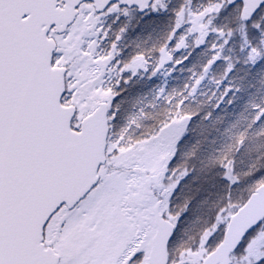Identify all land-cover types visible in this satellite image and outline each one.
<instances>
[{
    "label": "snow or ice",
    "instance_id": "snow-or-ice-1",
    "mask_svg": "<svg viewBox=\"0 0 264 264\" xmlns=\"http://www.w3.org/2000/svg\"><path fill=\"white\" fill-rule=\"evenodd\" d=\"M262 92L264 0H0V264H264V103L210 157L191 135Z\"/></svg>",
    "mask_w": 264,
    "mask_h": 264
},
{
    "label": "trees",
    "instance_id": "trees-1",
    "mask_svg": "<svg viewBox=\"0 0 264 264\" xmlns=\"http://www.w3.org/2000/svg\"><path fill=\"white\" fill-rule=\"evenodd\" d=\"M179 4H184L186 7L190 8H197V7H207L210 3L213 2V0H191V3L189 4L188 0H176ZM227 23L231 26L232 29L235 30V49L230 53L231 55L235 56L236 52L238 51L240 45L243 43L242 40V33L240 32V24L238 19V10L234 11L233 14L227 19ZM249 38L250 39H256L258 40V36H253L252 30L249 29ZM159 36H153L151 40L148 41L147 47H151L154 43H156L157 39H159ZM189 73L185 72L183 74L177 72L175 74V77L169 78L168 85L171 89L172 87H181L182 84L185 82L187 76ZM220 72L216 73L217 78L219 77ZM208 87H214V85H208ZM207 91V88L205 89ZM147 91V89L144 87V82L139 81L135 84L134 87H131L130 89V99L131 104L125 105V109L128 114L133 113L134 111H138L139 107L143 106L144 104H147L151 100V95L145 96L144 93ZM205 97H198V101L204 100ZM251 103H264V92L255 95V97H250L248 94H245V100L241 101L240 104H238L234 110H230V114L228 115L226 121L223 124L216 125V127L220 128L221 132H224V129L229 127L232 123L237 124V128L232 129L231 133H228L226 135H219L215 132H213V136L217 137V143L215 145H212L210 143H207L205 141V136L207 135L206 130L202 129H195L191 135L193 137L192 143L195 145L196 141H200L202 143V148H200V152L202 156L210 157L214 153V149H220L223 147H226L227 145L231 144V135L237 131H240L244 129L248 121L252 118V109L249 106ZM194 107L200 106L199 103L196 105H193ZM209 129L212 127L211 122H208ZM212 137H208L210 140ZM257 150L264 151V140L257 139L254 134H250L249 140L247 145L245 146V149L241 152V154L237 157L238 160V166H243V164H246L250 157L254 154H256ZM207 171V169H206ZM213 171L219 172V169H214ZM211 205H205L203 208H201L199 211H194L193 215L189 218V223L186 225L187 227V233L184 235V239L188 240L190 237H194L197 232L201 228H203L207 222L209 221V212L208 208Z\"/></svg>",
    "mask_w": 264,
    "mask_h": 264
},
{
    "label": "water",
    "instance_id": "water-1",
    "mask_svg": "<svg viewBox=\"0 0 264 264\" xmlns=\"http://www.w3.org/2000/svg\"><path fill=\"white\" fill-rule=\"evenodd\" d=\"M249 2H251V0H249Z\"/></svg>",
    "mask_w": 264,
    "mask_h": 264
}]
</instances>
